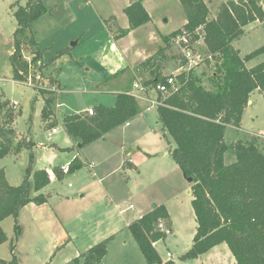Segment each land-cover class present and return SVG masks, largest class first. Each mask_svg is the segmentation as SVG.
I'll use <instances>...</instances> for the list:
<instances>
[{"label": "trees", "instance_id": "1", "mask_svg": "<svg viewBox=\"0 0 264 264\" xmlns=\"http://www.w3.org/2000/svg\"><path fill=\"white\" fill-rule=\"evenodd\" d=\"M144 1L129 0V5L124 8L128 30L119 27L114 16L103 20L113 40L117 41L130 30L151 22L143 7ZM178 1L186 18L185 25L164 36V47L140 63L137 69L150 76L143 86L165 84L167 76L161 73L162 63L169 59L167 53L171 48V39L186 31L196 40L197 29H200L204 41L200 53L207 59L209 57V61L204 64L205 69L214 63V71L209 79L210 88L203 85V73L180 72L169 75L174 79V89L169 87L167 94L156 95L161 102L157 108L159 124L173 142L170 156L191 185V208L196 228L192 245L180 260H197L214 247L225 244L235 264H264V141L250 137L230 144L225 142L226 128L240 127L251 95L264 92V61L250 69L245 66L247 61L264 54V46L244 58L233 47V43L244 35L245 27L264 22V0H229L218 7L214 19L209 18V9L203 0ZM10 8L16 29L9 61L13 80L21 82L27 78L30 65L22 57L23 45L27 43L31 47L32 63L43 57L44 51L38 48L34 37L29 38L28 35L29 32L31 34V24L46 14L47 10L44 0H27L25 5L17 2ZM64 54L62 51L58 56ZM55 60L56 57L49 58L48 63L53 64ZM125 90L114 95L112 107H94L92 116L79 112L62 117L66 135L80 145L77 149L104 139L109 132L139 114L137 100L127 94L130 91ZM52 103V98L44 99L41 114L42 121L49 123L51 129L57 124V121H47L52 117ZM13 111L6 102L0 100V158L28 150V163L23 180L17 186L8 184L5 172L0 168V223L7 218L16 221L21 209L28 204H44L46 196L41 191L50 182L45 170L33 169L34 143L23 139L15 144V132L10 128ZM227 153L234 155V162H224ZM83 167L79 160L74 159L68 171L74 172ZM53 173L58 179L60 173L63 174L58 168H54ZM168 219L164 206H154L149 213L128 226L146 264H175L172 260L163 262L154 248L155 243L166 238L158 225L160 221L168 224ZM14 232L18 235L19 226L16 223ZM6 240L0 227V245ZM110 240L94 245L74 262L82 260V264H99L107 253ZM14 248V245L10 248L12 261L6 263L0 259V264H17Z\"/></svg>", "mask_w": 264, "mask_h": 264}, {"label": "rangeland", "instance_id": "2", "mask_svg": "<svg viewBox=\"0 0 264 264\" xmlns=\"http://www.w3.org/2000/svg\"><path fill=\"white\" fill-rule=\"evenodd\" d=\"M203 1L209 9V18L214 19L218 7L229 0ZM17 2L25 5L27 0H0V100L6 102L8 108L14 110L10 128L15 132V144L24 141L23 139L33 142V169L49 171L56 165H62L60 157L63 155L47 150L51 144H61L65 139L62 117L87 111L98 105L112 107L114 93L117 90L127 88L132 91L135 82L143 84L150 76L141 69L138 71L129 67L142 60L143 57L145 59L151 57L164 47L162 37L181 29L186 23V18L178 0H149L146 8L153 19V26H149L147 31L137 28L132 30L126 38L115 41L105 28L103 20L113 15L120 27L127 28V19L122 11L127 6V0H44L47 13L31 24L32 35L30 32L28 35L29 38L33 36L38 48L44 51L43 57L38 62L32 63V49L27 43L23 45L22 57L30 65L27 78L20 82L13 80L9 61L13 50V33L16 29L10 7ZM151 32H153V38L150 35ZM74 42L76 45L71 46ZM195 46L197 51L201 52L203 44L199 43ZM263 46L264 22L249 24L245 27L244 35L233 43V47L239 51L242 58ZM62 51L66 54L59 57L58 54ZM181 54V50L173 44L167 53L169 59L162 63L163 76L176 75L180 72L178 62ZM199 55L202 62L195 69V73L197 75L203 73V85L205 88H210L209 79L214 71V63L212 62L211 67L205 69L204 64L207 60L209 61V58L205 59L202 53ZM52 57H56V60L53 64H49L48 60ZM263 61L264 54L247 61L245 66L250 69ZM126 67L128 69H125ZM115 75L116 77L112 78ZM133 93L140 95L139 92ZM145 95L153 97L157 94L154 93L153 87H148ZM49 98L53 99L50 108L52 117L47 121H57L54 128L58 132L50 137L47 134L52 127L49 128V123L42 121L41 117L44 99ZM136 100L141 105L142 116H138L130 128H125L123 125L117 127L108 138L107 150L114 152V148L124 142L131 148L145 149L154 157L164 155L161 158L166 162V168L171 169L175 165L170 156L173 142L162 127L155 124L158 122L157 108L153 107L152 111L147 113L142 105L147 99L137 98ZM13 101L18 104L14 109L11 107ZM250 102L251 105L248 104L249 106L244 110L241 126L238 129L233 127L234 130H228L226 133L225 142L227 144L238 140H248L250 137H257L260 141H264V92L252 94ZM146 104L150 106L148 100ZM57 105L60 107L58 108ZM146 131L149 132L145 134ZM82 149H78L79 154L83 155L84 152L85 155L88 153L90 156L92 150ZM28 154V150H22L18 155L11 153L0 158V168L4 170L9 185L17 186L22 182L28 163ZM54 155H57V158H54ZM66 155L69 157V154ZM234 161L233 154L225 155L226 164ZM82 169L78 174H75L76 171L63 173L60 184L53 179L55 192L66 196L87 184L89 172L87 168ZM153 170L154 166L148 165L141 168L139 174L127 172L125 175L122 171L117 172L109 178L108 183L113 187H118L119 183L127 190L124 193L119 192L118 197L122 200V208L131 204L132 201L141 211L146 203L138 205L139 200L137 199L143 196L152 197V200H157V202L162 201L161 203L169 207L173 221L171 234L166 235L163 241L156 243V249L163 259H168L166 257L168 252L172 256L168 260L176 264H209L204 258L200 262L181 261L179 258L191 247L196 228L191 197L187 194L191 185L183 175L178 176V180L175 175L159 180ZM68 183H71L72 189L67 188ZM133 188H135L134 191H132ZM95 192V194L99 193V191ZM60 195L51 197L49 203L52 208L57 205L60 208L64 207L65 199H59ZM129 195H132L131 199L128 198ZM90 196L86 199L87 202L91 200ZM44 214L43 218L38 217V221L29 222L25 219L26 217H20V222H18L17 219L15 221L8 218L0 225L7 237L5 243L0 245L1 260L6 263L12 261L10 248L14 245L13 253L17 264H81L80 261L74 262L75 259H79L78 257H74L75 259L70 263H65L63 260L76 251L86 250L85 246L89 240L85 237L93 229L92 225L85 235L78 236L82 237L75 245L72 243L64 246L66 243L59 242L56 245L59 248L56 249L52 246L56 241L58 229L55 230L54 227L50 229L46 221V213ZM15 223L19 226L18 235L14 232ZM71 236L72 233L69 234L70 238ZM122 237H128L126 238L128 242L126 258L130 260V264H132V259L133 264H146L130 233L124 231L117 239L121 240ZM223 247L226 249V246L223 245ZM228 255L231 257L230 253Z\"/></svg>", "mask_w": 264, "mask_h": 264}, {"label": "crops", "instance_id": "3", "mask_svg": "<svg viewBox=\"0 0 264 264\" xmlns=\"http://www.w3.org/2000/svg\"><path fill=\"white\" fill-rule=\"evenodd\" d=\"M127 1H128L127 3V6H128L129 0ZM148 2L149 0H145L143 2V7L149 15V12L146 8V4ZM149 26H153L152 18L149 24L142 26L140 28H142L144 31H147ZM122 29L128 30V27L122 28ZM131 32L132 30H130V32H128V34L124 38L129 36ZM152 34L153 32H151L150 34L151 37L153 36ZM159 36L161 37V35ZM120 40H117V41H120ZM144 59L145 57H143V59L140 60L139 62H136L134 65L130 67L128 66V67L132 69L135 68V70H138L137 68L139 64L142 63ZM125 69H128V68L126 67ZM123 70L124 69H122V71ZM125 89L123 90L130 91L127 88ZM119 92H122V90H117L114 94H117ZM143 99L144 100L147 99L150 102V100L156 99V95L153 97H150L149 95H145L142 98V100ZM147 100L145 101L147 102ZM146 102L142 104L145 109L146 107H148V104H146ZM137 103L139 105V110H140L141 105L139 104V102ZM249 105H251L250 101H249ZM81 112H86V111H81ZM140 112L135 118L123 124V127L125 128L132 127L131 125L132 123H134V120L138 116L139 117L142 116ZM150 112H147V113H150ZM157 120H158V114H157ZM155 124L160 125L159 121L155 122ZM241 124H242V120H241ZM114 130L109 132L105 136L104 139L98 140L86 146L85 148H83L82 150H87V149L92 150L90 156H88V153L85 155L84 152H83V155L81 153L79 154L76 141L71 140L66 135L63 129L64 134H65V139L62 140L61 144H57V143L51 144L50 146L47 147V150L51 151L52 153L56 152L60 155H63V157H60L61 158L60 161L62 165L55 166V168H59V171H61L62 166H66V165L69 166V164L74 159L79 160L84 165L83 168H87L89 172V180L87 184H85L86 186L83 185L79 189L75 190V192L69 193L66 196L60 195L59 193L55 192V187L53 186V183H54L53 179H55V181L60 184L62 181L63 175L60 173V179L55 178L54 177L55 175H53L54 174L53 167L49 171L45 169H38V170H45L49 174V179H50L49 185L41 191V194L46 196V202L40 206H37L32 203L28 204L24 208H22L21 211L19 212V215L17 218L18 222H20V217L22 218L26 217L25 219H28L29 222L38 221V217L41 216L43 218L45 216L44 213H46V221L50 229H52L53 227L55 228V230L58 229L56 241L53 243L52 247H56V245L59 242H62L61 244L66 243V245L64 246H68L69 244H72V243L75 245L77 240H79V238L83 236L82 234L85 235V233L90 230L89 228L92 225L91 228L93 229H91L89 231L90 234H87L85 237V239L87 238L89 240V242L85 246L86 250H83V252L76 251L75 253L68 255V257H65V259L63 260V262L65 263H70L75 258L79 257L81 254L85 253L87 250H89L94 245L100 243L101 241L106 240V239H111L107 246V253L99 264H130L129 262L130 260L126 258L127 257L126 246L128 243L126 238L128 237H122L121 240H118L117 238L124 231H128V226L132 222L138 220L143 215L149 213L152 207L154 206L161 205L166 208L167 213L169 215L168 224L166 225H168L170 229L172 228L173 221H172L169 207L165 205L164 203H161L162 201L157 202V200L156 201L152 200V197L148 198V197L143 196L140 199H137L139 201L142 200L141 202L139 201L137 202L138 205L142 203H146L145 208L142 209L141 211L136 208V204H134V202L132 201H131V204H128L127 206H124V208H122V205H123L122 200H119V197H118L119 192L124 193V191H127V190L125 189L123 185L119 183H118V187H113L112 185L108 183V181H109V178L112 175H114V173L122 171V173L124 172L125 175H127L126 174L127 172L129 174L132 172H134L135 174H139L140 169L148 165L154 166L153 173H156V178L158 177L159 180L168 178L171 175L177 176V180H178L179 179L178 176L182 175L181 171L176 165H174V167H172L171 169H167L166 162L163 161L161 158V157H164V155H161L159 157H154V156H151L153 154H149L148 152H146L145 149L141 148L140 150L139 148H131L130 146L127 145V143H124V142H121L120 146H117L116 148H114V152H110L109 150H107L106 144H107L108 138L111 136ZM228 130H234V128L230 126L227 127L225 131V136ZM50 131L47 134L48 137L53 135ZM148 132L149 131H146L145 134H147ZM57 133H55V135ZM128 149L136 153H131ZM66 154H69V157ZM100 155H102V159H100ZM54 156H55L54 158H57V155H54ZM154 158L156 159L159 158V159H157L158 160L157 161ZM82 170H83L82 168L77 170L75 174H78ZM69 185H71V183L67 184V188L72 189L73 188L72 185L70 187ZM134 190L135 188L132 189V191ZM95 191H99V193L95 194L96 193ZM59 195L61 196L59 199H65L64 207L60 208V206L57 205L52 208L49 203L51 197L59 196ZM89 195H91L92 197L90 196L91 200L87 202L86 199L88 198ZM125 195L127 196L126 193ZM131 197L132 195L128 196L129 199H131ZM129 206H131V208ZM97 217L99 218L98 220H97ZM6 220H8V218L5 219L4 221ZM3 222H1L0 225ZM70 233H72L71 238L69 237ZM80 234L82 236L78 237ZM68 238H70V240L67 241ZM223 245L226 246L225 244L216 246L213 249H211L209 252H207L206 254L202 255L201 257H199L197 260H194V261L200 262L204 258L205 262H208L209 264H223V261H224V264H235V261L232 255L231 257L228 255L230 253L229 249L227 248V246L225 249ZM57 248L59 247L57 246L56 249ZM154 248L163 262L168 261V259H163L160 256V254L158 253L156 249V243L154 244ZM138 258L140 261V257ZM79 261L82 264V260H79ZM132 264H133V259H132Z\"/></svg>", "mask_w": 264, "mask_h": 264}, {"label": "built area", "instance_id": "4", "mask_svg": "<svg viewBox=\"0 0 264 264\" xmlns=\"http://www.w3.org/2000/svg\"><path fill=\"white\" fill-rule=\"evenodd\" d=\"M199 31H200V29H197V31H196V35L198 36V38L196 40H193V37L190 33H187L186 31H182L180 34H177L175 37H173L170 41L171 46L173 44L176 45L182 52V54L180 56V60L178 62L179 63L178 64V70L180 72H185V73H189L191 71L195 72V69L197 68V66H199L200 63L202 62L201 61L202 58L199 55L200 50L198 52L197 48L195 46L196 44L202 43L203 47H201V49L204 48V41H203L202 35L199 33ZM205 59H207V57H205ZM183 61H184V64H182ZM26 84L30 85L29 83H26ZM169 87L171 89H174V79L172 76H167L165 84H161V83L156 84V86L153 87V91L155 94L161 93L164 95V94L168 93ZM51 90H53V89H51ZM147 90H148V87H145L142 84L135 82L133 85V90L127 94L133 95L135 97V99L143 98L144 94L147 92ZM54 92H55V90H54ZM133 92H139L140 95H137V94L135 95ZM17 105L18 104L16 101H13L11 103L12 108L16 107ZM160 105H161V102L158 101L157 97H156V99L150 100V106L146 107L145 110H146V112H150L153 109V107L158 108ZM57 107L59 108L60 106L57 105ZM86 113L88 115L92 116L94 114V111H93V109H88L86 111ZM126 125H128V124H126ZM50 132L52 134H55V133H57V130L55 128H53V129H51ZM263 138H264V136H263ZM61 171L64 174H67L69 172L68 171V165L62 166ZM70 186L71 185H69V187ZM129 207L131 208V206H129ZM158 228L164 233L165 236L171 234L170 228H168V226L166 225V223L164 221H160ZM166 257L168 259H170L172 256L170 253H167Z\"/></svg>", "mask_w": 264, "mask_h": 264}, {"label": "water", "instance_id": "5", "mask_svg": "<svg viewBox=\"0 0 264 264\" xmlns=\"http://www.w3.org/2000/svg\"><path fill=\"white\" fill-rule=\"evenodd\" d=\"M76 42L72 43L71 46H75ZM66 59V58H65ZM78 148H80V145L78 144ZM214 176V174H213ZM188 183H190V180H187ZM188 195H190V191L187 192Z\"/></svg>", "mask_w": 264, "mask_h": 264}]
</instances>
